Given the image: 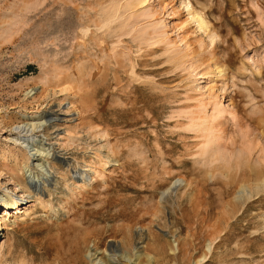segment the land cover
<instances>
[{
  "label": "rangeland",
  "instance_id": "1",
  "mask_svg": "<svg viewBox=\"0 0 264 264\" xmlns=\"http://www.w3.org/2000/svg\"><path fill=\"white\" fill-rule=\"evenodd\" d=\"M143 1L0 0V264H264V0Z\"/></svg>",
  "mask_w": 264,
  "mask_h": 264
},
{
  "label": "bare ground",
  "instance_id": "2",
  "mask_svg": "<svg viewBox=\"0 0 264 264\" xmlns=\"http://www.w3.org/2000/svg\"><path fill=\"white\" fill-rule=\"evenodd\" d=\"M143 2H146L145 0ZM141 2V4L143 3ZM181 4L183 6V8L186 10V16H187V20L185 22H183L182 24H186V23H189V24H194L196 26V28L198 30H201V31H206L207 29V23L206 21L204 20L203 16L200 15L197 11L194 10V8L192 7V5L189 3V1L187 0H181ZM206 29V30H205ZM209 37L211 38H215V35L214 34H210ZM214 40V39H213ZM213 60V59H212ZM201 64V63H200ZM205 71H203L204 73H201L200 74V77L203 76V74L205 75H209V77L211 76H216V74H222L223 71H225V69L217 64V63H207L205 64L204 68H203ZM225 73V72H224ZM223 73V74H224ZM227 74V73H226ZM221 76V75H220ZM204 77V76H203ZM217 77V76H216ZM202 78V77H201ZM205 78V77H204ZM224 78V77H223ZM226 79V78H225ZM228 81V80H227ZM221 82V81H220ZM226 84V83H225ZM228 84V83H227ZM215 82L213 79H209V86H208V93H207V96L205 97V99L201 100L200 101V106L199 108L200 109H203V112L206 108V106H208L210 104V102H212L213 104V108H216L218 112H220V109L218 107V102L216 101V94H215ZM200 90V89H199ZM197 91V90H196ZM209 102V103H208ZM215 111V109H214ZM216 117L213 116L211 117V121H213ZM35 120H39V119H34V118H31L30 119V122L28 123H25V125L23 126H20V127H16L18 129V134L21 133L22 131L27 133V132H31L33 131L34 128H36L37 126H39L38 124H40L41 122H37ZM209 122H210V119H209ZM15 128V127H14ZM29 130V131H28ZM23 134V133H22ZM20 135V134H19ZM32 134H28L27 136H24V137H20V136H15L14 140L16 143H18V145H22L24 146L26 142H28V140L32 139ZM210 142V140L208 139V143ZM208 145H206L205 147H207ZM46 148V147H45ZM207 149V148H205ZM52 150V149H51ZM49 151L48 148L46 149H43L42 146L40 147H37L36 149L33 150V153L30 154V157L28 158V160H30V165L28 166H25L27 169V171L25 172H30L29 175H31V170L32 169H38L39 172L43 173V175H47V171H46V168L45 166L47 167V165L44 166V163H43V159L42 157L44 156V154H46L47 152ZM101 156V155H100ZM95 157V156H94ZM27 160V162H28ZM95 163V162H94ZM46 164V163H45ZM98 164V168L97 167H89L88 170H85L84 172L80 173L78 175V178L77 181L81 183V186L82 185H86L88 184V182H92L94 180H97L96 178L100 177V175L102 174L101 172L104 171L105 169V164L102 163H97ZM116 164V163H115ZM25 165V164H24ZM92 166V165H91ZM97 166V165H96ZM116 166V165H115ZM86 169V168H85ZM107 171V170H106ZM28 175V177H29ZM256 177V176H255ZM258 177V176H257ZM27 178V177H26ZM46 178V176H45ZM87 179H89L87 181ZM86 180V181H85ZM255 180V179H254ZM260 181L261 179L260 178H257L256 181ZM26 184H27V180H25ZM39 182V181H38ZM87 182V183H86ZM76 185L75 182H72L70 183V185H67L66 187V190H67V193H69L70 191H72V187L73 185ZM74 185V186H75ZM79 186V184H78ZM263 186V185H262ZM74 188V187H73ZM25 189H27L25 192H27V195H24L26 197H29V195L31 194V192L28 190V188L25 186ZM257 190V189H256ZM29 191V192H28ZM11 192V191H10ZM10 192L8 191H5L4 192V195H0V207L1 208H4V207H8V206H14L16 204V202L13 200V196L10 194ZM258 192V191H257ZM48 193V192H47ZM73 194V193H72ZM65 197V196H64ZM41 204V203H40ZM68 204V203H67ZM51 206V205H50ZM45 208V207H44ZM56 208V207H55ZM49 209V208H48ZM28 217V216H27ZM16 218V217H15ZM20 221V220H19ZM23 222V221H22ZM17 223V222H16ZM12 226V225H10ZM2 231V230H1ZM124 243V242H123ZM208 249L207 250H210L209 248V245H207ZM109 259H107V261H102V259L100 260L99 259H96V258H92L94 257V253L92 254L91 251L89 249L88 250V254H87V257L88 259L90 260V262L92 264H110V262H112L113 260H116V257H120V258H124L126 259V261L130 262L131 264H137L141 258V254L140 252L138 251V248L135 247L133 251H135V254L133 256H127L125 257V253L122 252L120 255H115L114 252L117 251V247L114 245L112 247L109 248ZM143 257V256H142ZM144 258L146 259L145 261V264H150V261L152 260L151 256L149 255H144ZM204 257H202L201 259H198L197 261L199 262L200 260H202ZM196 261V262H197ZM195 262V263H196ZM197 262V263H198ZM201 262V261H200ZM194 263V264H195ZM113 264V263H112Z\"/></svg>",
  "mask_w": 264,
  "mask_h": 264
}]
</instances>
